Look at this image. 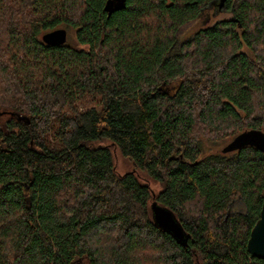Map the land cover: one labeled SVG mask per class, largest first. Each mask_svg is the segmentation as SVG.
<instances>
[{"label":"trees","instance_id":"trees-1","mask_svg":"<svg viewBox=\"0 0 264 264\" xmlns=\"http://www.w3.org/2000/svg\"><path fill=\"white\" fill-rule=\"evenodd\" d=\"M218 1L0 0V264H264L247 251L264 153L202 155L264 132V0H225L177 42ZM59 27L81 48L43 43Z\"/></svg>","mask_w":264,"mask_h":264},{"label":"water","instance_id":"water-1","mask_svg":"<svg viewBox=\"0 0 264 264\" xmlns=\"http://www.w3.org/2000/svg\"><path fill=\"white\" fill-rule=\"evenodd\" d=\"M225 0L217 2L220 10ZM108 12H111L110 10ZM67 30L64 27L45 32L41 36L43 43L51 46H60L67 41ZM245 146H252L264 153V132L257 129L245 130L235 135L233 139L222 149L223 153L238 150ZM154 222L162 229L170 232L177 241L186 246L187 237L179 222L167 208L159 205L156 200L151 203ZM247 251L255 258L264 259V196L259 213V218L250 231L247 241Z\"/></svg>","mask_w":264,"mask_h":264},{"label":"rangeland","instance_id":"rangeland-1","mask_svg":"<svg viewBox=\"0 0 264 264\" xmlns=\"http://www.w3.org/2000/svg\"><path fill=\"white\" fill-rule=\"evenodd\" d=\"M230 17H231V13L227 11L226 9L218 10L216 6L209 7L205 11L202 12L201 16L198 19L189 21L179 30L177 34V42L178 43L182 42L184 39L191 36L192 33H194L198 28L204 26V24L206 25L210 22H214L215 20L228 19ZM67 31H68V39L71 42L70 44H72L75 47L81 48V46L77 44L72 30L68 29ZM89 104H93V103H89ZM6 119H7V116L0 114V124L5 122ZM232 139L233 137H229L218 143H213L211 141L205 140L202 143V155L208 154V152L210 153L221 152L223 147H225ZM104 143H107V141L101 142V144H104ZM113 153H114V163H115V168H116L117 173L124 174L125 172L129 170L131 171L134 169L132 163L126 158L122 157L115 148H113ZM149 183H150V187L154 191V194L157 193L159 189V185L152 181H149ZM242 211L243 210H242L241 203L238 201H234L230 207V212H234V213L240 212L241 213ZM74 264H87V263L86 261L80 260Z\"/></svg>","mask_w":264,"mask_h":264}]
</instances>
